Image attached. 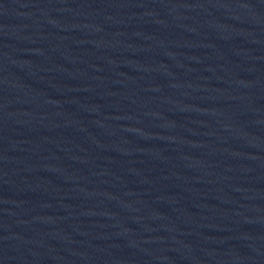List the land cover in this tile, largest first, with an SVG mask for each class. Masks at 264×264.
<instances>
[{"label":"water","instance_id":"water-1","mask_svg":"<svg viewBox=\"0 0 264 264\" xmlns=\"http://www.w3.org/2000/svg\"><path fill=\"white\" fill-rule=\"evenodd\" d=\"M0 264H264V218L0 134Z\"/></svg>","mask_w":264,"mask_h":264}]
</instances>
